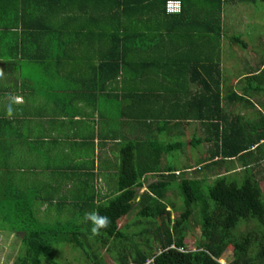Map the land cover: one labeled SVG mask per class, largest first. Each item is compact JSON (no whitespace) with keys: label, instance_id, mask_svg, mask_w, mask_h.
Segmentation results:
<instances>
[{"label":"crops","instance_id":"crops-1","mask_svg":"<svg viewBox=\"0 0 264 264\" xmlns=\"http://www.w3.org/2000/svg\"><path fill=\"white\" fill-rule=\"evenodd\" d=\"M62 2L0 0V141L10 138L14 148L13 154L9 150L6 155L0 146V157H9L11 177L22 190L37 188L43 196L47 192L55 201H62L64 194L77 191L89 175L90 184L99 192L97 202H104L118 190L121 144L127 140L170 144L196 134L197 121L177 123L171 117L176 105L183 110L190 97L205 94L202 83L212 76L210 64L218 47L223 94L226 81L230 86L234 79L232 88L241 92L240 81L248 73L264 72L263 55L259 65L244 60L245 69H238L235 76L236 72L224 67L226 57L241 59L237 45L227 39L232 35V19L225 11L237 10L234 15L238 14L242 0L223 1L220 43L218 35L210 31L209 0H182L180 13L164 12L158 0H120L118 7L117 0H89V29L113 32V26H118L120 38L116 39L106 34L101 38L100 33L96 38L80 36L78 32L85 26L76 22L80 13L67 2L63 7ZM242 13L241 19L255 21L246 15L243 18ZM119 46L127 48L124 52L121 48L119 54L120 72L116 81L103 87L112 95L100 94L102 103L96 107L78 98L77 90L97 86L92 81L93 70L102 55H117ZM228 70L231 75L226 74ZM192 103L207 109L202 98ZM146 109L153 111L148 119L142 118ZM197 123L198 136L208 138L209 128ZM210 149L207 142L191 155L184 148L179 154H165L162 164L169 165V159L177 162L179 155L181 161L188 159L197 150L203 153L199 158L207 159ZM139 152L152 154L142 147ZM214 167L201 176L214 179L226 172ZM192 175V171L186 174ZM38 200V216L57 213L47 200Z\"/></svg>","mask_w":264,"mask_h":264},{"label":"trees","instance_id":"trees-1","mask_svg":"<svg viewBox=\"0 0 264 264\" xmlns=\"http://www.w3.org/2000/svg\"><path fill=\"white\" fill-rule=\"evenodd\" d=\"M62 1L63 7H67V2L68 6L80 13L76 22L85 25L84 30L78 32L80 36L96 38L100 33L101 38L103 34L112 39L120 38L119 29H115L118 26H113V32L89 29V0ZM117 1L118 7L121 2ZM158 1L165 12L167 0ZM223 1L226 0L208 2L210 31L218 35L219 43ZM227 39L230 44L242 48L247 46L240 35H231ZM121 48L123 52L127 50ZM121 48L116 49L117 55H102L101 63L93 70L96 74L92 81L97 86L82 92L77 90L78 98L83 97V101L96 107L102 103L100 94L105 92L112 95L103 87L116 81L120 72ZM210 69L212 76L202 83L205 94L190 97L185 101L183 110L180 104L176 105V112L171 117L177 123L184 120L202 123L209 128V137L194 135L189 141L177 138L169 145L157 140H127L120 148L118 190L104 202H97L99 192L90 184L89 175L85 176L84 183L77 191L70 190L64 194L62 201H55L47 192L43 196L37 188L22 190L11 177L9 157H0V218L3 222L13 218L10 222L12 231L22 233L25 249L15 264H43L45 259L52 256L51 250L55 245H71L81 250L87 264H222L220 259L230 248L232 259L227 264H264V190L253 167L258 159L259 163L264 161V113L260 109L263 104L253 100L256 95L264 94V72L248 73L242 80L241 92L226 86L224 90L227 93L224 95L220 47ZM200 98L206 101L207 109L201 110L196 103H192ZM235 102L255 107L258 117L232 114L230 106ZM151 116L153 111L146 109L142 118ZM205 142L211 147L207 159L197 158L195 165L185 164L182 168L169 159V165L163 166L162 157L165 154L184 150L187 146L196 149ZM11 145L10 138L0 141L1 151L4 149L6 155L9 150L13 154ZM141 147L148 148L152 154L138 153ZM239 163L240 170L236 167ZM213 166L217 171L225 168L226 172L218 173L213 182L206 176L198 177ZM196 169L199 174L191 177L185 175V172ZM241 172H244L242 182L232 178ZM151 174L159 175L160 179L149 183L141 191L146 176ZM174 181L178 182L183 203V210L176 217H172L175 205L167 195ZM38 198L54 205L57 213H70L71 217L53 224L42 222L37 214ZM135 207L138 209L135 218L120 226L119 220ZM47 208L51 209V206ZM93 210L108 216L110 225L103 234L90 238L89 226L84 223L83 216L85 212ZM194 213L199 214L201 237L197 247L192 250L186 248L185 239ZM250 223L253 225L248 226ZM243 224L248 226L244 230L241 229ZM101 248L106 250L112 262L106 260Z\"/></svg>","mask_w":264,"mask_h":264},{"label":"rangeland","instance_id":"rangeland-1","mask_svg":"<svg viewBox=\"0 0 264 264\" xmlns=\"http://www.w3.org/2000/svg\"><path fill=\"white\" fill-rule=\"evenodd\" d=\"M238 14L234 15V13L237 11H231L230 9L226 10V16L228 19H232L231 21V31L229 32L232 35H240L241 39L246 42L247 46L242 48L240 45H237V51L238 56L241 58L238 60H233V57H226L224 62V67L227 69H231V71L236 72L233 74L235 76L238 74L240 70H244V64L243 61L246 60L247 62L254 63L256 62L258 65L262 61L260 59V56H264V0H247L238 2ZM240 12L242 13V17L244 18L245 15L251 19H254L255 21H251L250 19H241ZM240 48V49H238ZM242 50V51H241ZM246 50V51H245ZM245 52V53H244ZM240 69V70H238ZM226 74L231 75V72L228 70L226 71ZM243 73H240L239 76H241ZM243 80V79H242ZM242 80L240 82H242ZM230 88H232V84L234 83V79H230ZM228 86V83L226 81L225 87ZM243 86L240 85V88ZM227 92L224 91V95ZM254 102L262 103L263 107H261V111L264 113V94L256 95L253 98ZM235 102L234 106H231V112L236 114H244L253 118L258 117V111L255 107H246V105H240L238 107ZM197 127H193V130L196 131L195 135H199V125L196 122ZM190 138H186V141H189ZM164 145H169L168 143H164L162 141H159ZM187 154L191 155L193 149L191 147H186ZM182 150L178 151L179 154ZM202 152V151H201ZM199 150H197L196 154L194 156L190 157L188 159L181 161V155L177 156V167L182 168V165H188L190 163H193L197 160V158L201 157L203 153H201ZM262 152V151H260ZM258 152L257 154H260ZM186 155V154H185ZM259 161V159H258ZM256 162L254 167V172L258 179L261 182L262 188L264 190V161H261V163ZM237 168L241 167V164H237ZM189 175L188 172H185V175ZM192 174L197 175L199 172L196 170L192 171ZM179 176V175H178ZM244 176V172L237 173L232 178L237 179L239 182H242ZM48 177V176H47ZM50 177V176H49ZM199 178H201V175H198ZM160 179V176L157 174H151L148 175L145 179V185L141 191H143L147 185L151 182H154L156 180ZM209 181L213 182V178H209ZM140 191V192H141ZM168 198L174 203L175 209L173 210L172 217H176L180 214L181 210H183V203L182 199L179 196L178 191V182H173V187L168 192ZM41 204V203H40ZM40 206L38 205V211L40 210ZM52 209V208H51ZM55 209V207H54ZM137 207H135L127 216L121 218L119 220V225L124 226L127 222L131 221L133 218H135V215L137 213ZM71 217L70 213H65L63 215L59 213H51L47 215H39L38 218L42 222H47L49 224H53L57 222V220H66L67 218ZM3 222L0 218V264H15L18 256L22 253H24L25 249L22 245V233H17L15 231H12L10 222ZM200 219L199 214L194 213V215L190 219V227H189V233L185 239V244L187 249L194 250L197 247L198 241L201 237V229H200ZM253 223H250L248 226H252ZM246 224H243L241 229L244 230L248 227ZM52 251V252H51ZM52 256L49 259H45L43 264H87L84 253L79 250L73 248L71 245H55L53 246L51 250ZM101 253L105 255V258L108 262H112V258L106 253L105 249L101 248ZM232 259V249L226 250L224 256L222 259H220V262L222 264H227L229 260ZM51 260V262H50ZM149 262V261H148Z\"/></svg>","mask_w":264,"mask_h":264},{"label":"clouds","instance_id":"clouds-1","mask_svg":"<svg viewBox=\"0 0 264 264\" xmlns=\"http://www.w3.org/2000/svg\"><path fill=\"white\" fill-rule=\"evenodd\" d=\"M11 114L12 109L11 107H9L8 115ZM83 221L89 226L90 238H94L103 234L104 230H106L110 225L109 217L106 215L99 214V212L96 210L85 212L83 216Z\"/></svg>","mask_w":264,"mask_h":264},{"label":"built area","instance_id":"built-area-1","mask_svg":"<svg viewBox=\"0 0 264 264\" xmlns=\"http://www.w3.org/2000/svg\"><path fill=\"white\" fill-rule=\"evenodd\" d=\"M167 13H180L182 11L181 0H167L165 4Z\"/></svg>","mask_w":264,"mask_h":264}]
</instances>
